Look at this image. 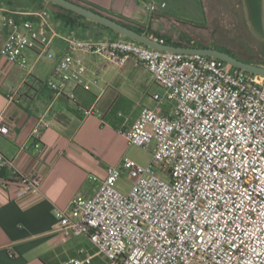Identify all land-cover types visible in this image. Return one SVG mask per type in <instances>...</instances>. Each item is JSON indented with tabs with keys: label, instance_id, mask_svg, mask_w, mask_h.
<instances>
[{
	"label": "built area",
	"instance_id": "obj_1",
	"mask_svg": "<svg viewBox=\"0 0 264 264\" xmlns=\"http://www.w3.org/2000/svg\"><path fill=\"white\" fill-rule=\"evenodd\" d=\"M146 10L155 13L157 6ZM1 31V55L22 70L29 51L38 60L48 57L58 37L46 10L27 18L1 14ZM63 40L67 50L47 82L56 96L74 100L68 86L82 82L75 53L120 66L131 59L163 93L152 95L154 105L142 107L122 131L128 146L151 148V162L123 157L109 167L93 196H75L65 209H55L56 232L87 237L108 264H264V77L218 58L154 50L123 36ZM47 127L40 120L32 130L37 154ZM0 134H10L2 118ZM2 169L17 177L16 184L4 183L14 197L38 192L42 176L20 174L0 152ZM123 173L132 179L127 192L114 185Z\"/></svg>",
	"mask_w": 264,
	"mask_h": 264
},
{
	"label": "crops",
	"instance_id": "obj_2",
	"mask_svg": "<svg viewBox=\"0 0 264 264\" xmlns=\"http://www.w3.org/2000/svg\"><path fill=\"white\" fill-rule=\"evenodd\" d=\"M81 1L131 23H145L147 28L148 5L142 8L137 0ZM18 2L6 7L1 2L0 15L27 18L42 11L26 0ZM50 21L58 33L50 56L38 60L29 51L25 70L1 55L6 33L0 32V118L10 129L9 136L0 134V152L15 161L20 174L38 172L42 176L37 193L16 198L4 183L16 184L17 177L10 170H0V264H72L77 259L83 264H108L87 237L67 239L57 233L53 212L65 209L75 196H93L107 169L117 166L123 157L141 165L151 162V150L143 154L142 149L128 146L122 131L137 120L142 107L154 105L151 97L145 99L141 93L153 80L131 59L120 66L94 54L75 53L82 82L75 88L68 86L74 100L56 96L47 82L67 50L63 39L90 37L82 29H70L51 17ZM40 120L48 127L41 130L43 148L37 154L31 133ZM90 176L97 180L91 181ZM131 183L123 173L114 185L127 192ZM101 255L105 259L97 261Z\"/></svg>",
	"mask_w": 264,
	"mask_h": 264
},
{
	"label": "rangeland",
	"instance_id": "obj_3",
	"mask_svg": "<svg viewBox=\"0 0 264 264\" xmlns=\"http://www.w3.org/2000/svg\"><path fill=\"white\" fill-rule=\"evenodd\" d=\"M137 5L157 6L155 13H148L147 29L169 37L173 41H191L228 51L233 57L253 64L264 65V41L251 28L245 11L244 0H137ZM164 3L165 7L160 8ZM47 10V4H40ZM4 7L6 5L4 4ZM155 38V37H153ZM145 99L162 88L147 82L141 89ZM151 150V148H150ZM142 153H147L142 149ZM99 256L97 261L104 260Z\"/></svg>",
	"mask_w": 264,
	"mask_h": 264
},
{
	"label": "water",
	"instance_id": "obj_4",
	"mask_svg": "<svg viewBox=\"0 0 264 264\" xmlns=\"http://www.w3.org/2000/svg\"><path fill=\"white\" fill-rule=\"evenodd\" d=\"M48 3L59 6L65 10L75 13L91 22L106 27L120 36L133 40L138 44L148 48L165 51L175 52L182 54H201L214 58L221 59L229 63L234 68L244 70L246 72L257 74L264 77V67L255 64L241 61L232 55L220 51L215 48H194V47H179L168 45L159 42L156 38L139 33L105 15L97 13L79 4L73 3L69 0H44ZM246 16L253 31L264 41V0H244Z\"/></svg>",
	"mask_w": 264,
	"mask_h": 264
},
{
	"label": "trees",
	"instance_id": "obj_5",
	"mask_svg": "<svg viewBox=\"0 0 264 264\" xmlns=\"http://www.w3.org/2000/svg\"><path fill=\"white\" fill-rule=\"evenodd\" d=\"M18 1L20 3H22L25 0H0V3L3 2L6 6H12L15 2H18ZM26 1L33 4L37 10H43L44 9L38 5L47 4L48 7L50 8V10L47 9L46 11H48V13L50 14L52 21L61 22L65 27H68L70 29H82V30L86 31L88 33V36L94 40L103 39L105 36L111 37L109 39H115V38L120 37V35H118L117 33L113 32L112 30H110L106 27H103V26L98 25L94 22H91V21H89V20H87V19H85V18H83V17H81L75 13H72V12L65 10L59 6L54 5V4L48 3L44 0H26ZM69 1L76 3V4H79L81 6H84L88 9H91V10H93L97 13H100L102 15H105V16H107V17L131 28V29H134L135 31H137L139 33H143V34H146L148 36L155 37L158 40L162 39L163 42L165 44H168V45L179 46V47H194V48L211 47V48H215V49H218L220 51H223V52L230 54L228 51L216 48L214 46H208V45L200 44V43L195 44L191 41H186V42L173 41L169 37H165L163 35H158L157 33L151 32L150 30H148L146 28L145 23H142V24L136 23V22L131 23L130 21L126 20L123 17L105 14L101 10H99L96 6L91 5L89 3H85L81 0H69ZM11 16L15 17L14 15H11ZM8 182L12 183V181H8Z\"/></svg>",
	"mask_w": 264,
	"mask_h": 264
},
{
	"label": "flooded vegetation",
	"instance_id": "obj_6",
	"mask_svg": "<svg viewBox=\"0 0 264 264\" xmlns=\"http://www.w3.org/2000/svg\"><path fill=\"white\" fill-rule=\"evenodd\" d=\"M239 60H241V59H239ZM241 61H243V60H241ZM244 62H247V61H244ZM247 63H250V62H247ZM251 64H253V63H251ZM255 65H258V66H262V67H264L263 64H255Z\"/></svg>",
	"mask_w": 264,
	"mask_h": 264
}]
</instances>
